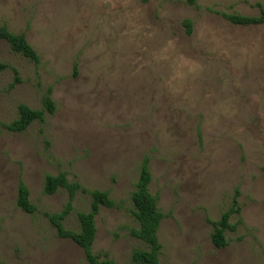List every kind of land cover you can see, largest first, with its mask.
<instances>
[{
    "label": "rangeland",
    "instance_id": "374dc122",
    "mask_svg": "<svg viewBox=\"0 0 264 264\" xmlns=\"http://www.w3.org/2000/svg\"><path fill=\"white\" fill-rule=\"evenodd\" d=\"M264 0H0V26L25 34L36 64L0 41V123L19 106L53 115L23 133L0 126V264H88L58 237L45 213L61 212L68 192H44L61 172L119 207L96 218L93 251L134 264L146 245L132 194L145 158L151 193L165 214L160 264H264V24L239 26L223 14L257 17ZM186 21H191L189 33ZM15 68L20 83L10 89ZM24 182L37 207H17ZM228 245L213 226L234 203ZM92 198L79 191L68 230Z\"/></svg>",
    "mask_w": 264,
    "mask_h": 264
},
{
    "label": "trees",
    "instance_id": "16d2710c",
    "mask_svg": "<svg viewBox=\"0 0 264 264\" xmlns=\"http://www.w3.org/2000/svg\"><path fill=\"white\" fill-rule=\"evenodd\" d=\"M190 4H195V0H189ZM260 9V15L257 17H247L239 14H223V16L231 23L239 26H257L264 24V7L258 3L256 5ZM188 32H192L191 21H186ZM0 41L9 44L12 51L20 54L26 59L38 64L39 56L36 50L28 42L25 34H16L11 32L7 26H0ZM7 65L0 62V70L4 71ZM15 77L10 89H13L20 78L18 71L13 68ZM47 94L43 100L42 109H32L27 105L19 106V116L16 120L9 124L0 123V126L12 133H23L35 122L43 123L46 115H53L56 112V105L50 95ZM150 160L145 158L140 169L139 179L136 185V191L132 194L133 217L138 224V228L131 229V236L146 245L145 249L136 248L132 253V261L134 264H160V256L163 246L159 239V230L166 218L165 214L160 210L158 205V197L154 196L150 191L152 183V174L150 170ZM60 190L68 192V202L65 208L54 214L45 213V217L51 225L56 229L58 237L69 239L76 243L84 251L88 264H116L110 258L108 253L97 255L93 251V246L97 237L96 218L100 214L102 208L113 209L119 205L111 198L107 191H88L78 182H70L68 175L61 172L57 176L48 175L45 179L44 192L46 195H54ZM79 191L89 194L92 198L90 210L88 212H79L77 214L80 228L78 231L68 230L64 222L74 211V201ZM17 207L27 214H35L37 207L30 200V190L24 182H20L18 188ZM240 206L237 198L234 199L233 206L225 212L220 220L210 221L213 226L211 239L218 249L227 247V232L235 230V226L231 224V217L240 213Z\"/></svg>",
    "mask_w": 264,
    "mask_h": 264
}]
</instances>
